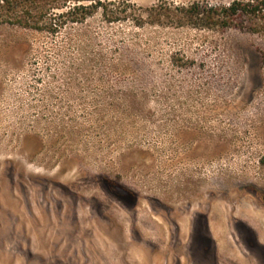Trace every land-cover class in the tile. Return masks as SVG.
<instances>
[{"label": "rangeland", "instance_id": "1", "mask_svg": "<svg viewBox=\"0 0 264 264\" xmlns=\"http://www.w3.org/2000/svg\"><path fill=\"white\" fill-rule=\"evenodd\" d=\"M129 1L0 24V264H264V34Z\"/></svg>", "mask_w": 264, "mask_h": 264}, {"label": "trees", "instance_id": "2", "mask_svg": "<svg viewBox=\"0 0 264 264\" xmlns=\"http://www.w3.org/2000/svg\"><path fill=\"white\" fill-rule=\"evenodd\" d=\"M113 1L116 0H0V24L54 34L71 23H84L99 10L108 14ZM188 12L209 26L240 23L252 32L264 34V0H232L219 7L196 3Z\"/></svg>", "mask_w": 264, "mask_h": 264}]
</instances>
